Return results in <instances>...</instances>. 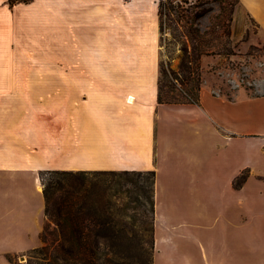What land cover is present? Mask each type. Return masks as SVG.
<instances>
[{
	"label": "crops",
	"instance_id": "obj_1",
	"mask_svg": "<svg viewBox=\"0 0 264 264\" xmlns=\"http://www.w3.org/2000/svg\"><path fill=\"white\" fill-rule=\"evenodd\" d=\"M159 74L157 0H0V264L43 244L47 169L154 170L149 264H264V95L159 103Z\"/></svg>",
	"mask_w": 264,
	"mask_h": 264
},
{
	"label": "trees",
	"instance_id": "obj_2",
	"mask_svg": "<svg viewBox=\"0 0 264 264\" xmlns=\"http://www.w3.org/2000/svg\"><path fill=\"white\" fill-rule=\"evenodd\" d=\"M29 1L8 0L10 5ZM163 6L160 1L158 12L161 15L166 9ZM168 12L173 11L168 9ZM181 16L183 15L180 14V18ZM230 33L229 23L224 26L217 24L211 32L202 33L191 26L188 30L191 49L188 51L184 47L178 68H164L160 63L158 102L199 104L201 59L205 55L223 54L220 51L210 53L205 49L210 44L206 37L211 34L220 44L221 37L228 38ZM247 176L248 171H242L233 180L234 186H241ZM40 180L46 215L40 234L43 244L27 252L28 258L24 264H132L129 258L135 259L137 264L150 263L153 244L154 170L47 169L40 171ZM122 196L126 201L123 206H119L118 199ZM128 210H132V213L128 214ZM121 211L134 220L140 217L142 236L149 225V258L144 255L146 247L143 237L141 239L139 233L129 231L133 225L129 227L120 220ZM133 238L139 240L138 253L126 254L118 251L122 245L132 243Z\"/></svg>",
	"mask_w": 264,
	"mask_h": 264
},
{
	"label": "rangeland",
	"instance_id": "obj_3",
	"mask_svg": "<svg viewBox=\"0 0 264 264\" xmlns=\"http://www.w3.org/2000/svg\"><path fill=\"white\" fill-rule=\"evenodd\" d=\"M160 1L164 8L166 6L162 15L158 12L160 63L164 68L176 70L181 62L184 47L190 51L191 40L188 30L191 26L202 33L211 32L217 24L224 26L229 23L231 33L228 38L222 36L220 44L211 34L206 37L210 44L205 49L210 53L220 51L223 54L216 53L202 57L200 62L201 90L210 89L231 98L238 95H264V30L239 0H157V7ZM168 9H172L173 12H168ZM196 13L203 15L195 16ZM180 14L183 15L181 18ZM125 201L126 199L122 196L118 199V205L123 206ZM128 211V214L132 213V210ZM127 213L121 211L120 220L126 222L129 227L133 225L129 231L140 234L142 232L140 217L134 220ZM148 228L144 231V236L140 234V238L143 237L146 247L144 255L149 258ZM133 239L132 243L122 245L118 251L126 254L138 253L140 251L139 240ZM27 258L26 253L15 257V260L17 264H24ZM129 262L137 264L132 258H129Z\"/></svg>",
	"mask_w": 264,
	"mask_h": 264
}]
</instances>
